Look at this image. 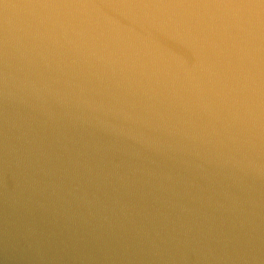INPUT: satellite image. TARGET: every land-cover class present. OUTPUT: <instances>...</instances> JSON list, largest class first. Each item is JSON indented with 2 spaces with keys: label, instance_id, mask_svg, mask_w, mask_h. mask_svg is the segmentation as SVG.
<instances>
[{
  "label": "water",
  "instance_id": "1",
  "mask_svg": "<svg viewBox=\"0 0 264 264\" xmlns=\"http://www.w3.org/2000/svg\"><path fill=\"white\" fill-rule=\"evenodd\" d=\"M0 264H264V0H0Z\"/></svg>",
  "mask_w": 264,
  "mask_h": 264
}]
</instances>
